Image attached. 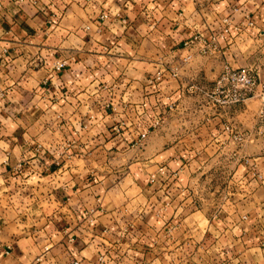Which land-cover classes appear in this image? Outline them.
<instances>
[{
    "label": "crops",
    "instance_id": "crops-1",
    "mask_svg": "<svg viewBox=\"0 0 264 264\" xmlns=\"http://www.w3.org/2000/svg\"><path fill=\"white\" fill-rule=\"evenodd\" d=\"M225 62L264 79V0H0V264H264L259 101L201 105Z\"/></svg>",
    "mask_w": 264,
    "mask_h": 264
},
{
    "label": "built area",
    "instance_id": "built-area-1",
    "mask_svg": "<svg viewBox=\"0 0 264 264\" xmlns=\"http://www.w3.org/2000/svg\"><path fill=\"white\" fill-rule=\"evenodd\" d=\"M108 15L106 12H102L99 16L100 20H106ZM229 18L221 19L220 34L213 36L210 40H206L200 34H194L190 40L184 43V47H195L197 53L201 56H212L219 51L217 42L218 36L229 35V29L232 24L228 20ZM253 23L246 20V26L251 27ZM242 24L234 25L233 30L237 33L240 32ZM191 55L186 56L183 60L187 62L190 60ZM66 66L65 61H56L53 64V71L59 72ZM169 74L173 78L178 77V68H167ZM162 77V73L158 72L155 75V80H159ZM204 96L206 97L208 104L215 109H223L231 106L243 104L250 98H256L259 101V109L257 112L258 133L264 131V79L261 78L258 71L252 68H241L230 65L229 62H225L222 65L219 75L214 80L212 86L208 90H204ZM5 94L0 93V108L3 106V99ZM224 131L231 134L234 141L242 144L246 139L244 134H234L229 126L224 127ZM146 133L139 134L138 140L134 142L135 145L140 146ZM21 167V164H19ZM161 171V169H160ZM152 179H154L152 177ZM102 262V258H99V263ZM73 264H80L75 261Z\"/></svg>",
    "mask_w": 264,
    "mask_h": 264
},
{
    "label": "rangeland",
    "instance_id": "rangeland-1",
    "mask_svg": "<svg viewBox=\"0 0 264 264\" xmlns=\"http://www.w3.org/2000/svg\"><path fill=\"white\" fill-rule=\"evenodd\" d=\"M212 84H213V83H212ZM204 86H205V90H208V89L211 88L212 85H204ZM193 98H194V97H193ZM192 101H193V103H192L191 101H188V105H189L188 107H189L190 109H191V106H192V105H196V103H194L195 101H194V100H192ZM201 105H203L204 108H210L211 110H213V108L210 106V104H208V101H207L206 97H204V101L201 103ZM240 105H241V104H240ZM259 106H260V104H259ZM203 107H202V108H203ZM190 109H188V110H190ZM194 110H195V109L191 110V113H192V114H190L191 118H195ZM201 110H202V109H201ZM161 116H162V115H161ZM185 121L188 122V121H190V119H185ZM181 123H182L181 121H178V122H177V124H179V125H180ZM190 126H193V124H190L189 127H190ZM181 127H182V130H186V127H185V126L182 125ZM178 128H179V132H180V131H181V130H180V126H179ZM192 128L194 129V127H192ZM178 134H180V133H178ZM195 137H196V133H195ZM191 144H192V145L195 144V141H192ZM195 148H200V145H199V147H195ZM186 168H189V166L186 167ZM160 169H161V171H158V173H160V174H164V175H162V176H165V175L174 176V175H176V172H177V171H176V172H169V171H168V168H165L164 166H162ZM179 169H180V168H179ZM206 169H207V168H206ZM207 170L212 171L211 168H210V169H207ZM221 170H222V171H221L222 176H224V177L226 178V175H227V171H226V170H227V169L224 168V169H221ZM209 171H206V173L209 172ZM223 174H224V175H223ZM220 181H221V182H218V183L216 184V186L219 187V186H224V185H226V184L222 183V179H221ZM205 185H206V188H207V187H210V186L212 185V182H211L210 184H209V182H208V183H206ZM206 190H207V189H206ZM222 198H223V196H222ZM199 202H200V203H199L200 205H202V204L204 203V201H202V200H200ZM206 202H207V201H206ZM211 203H212V202L210 201L209 204H211ZM202 206H203V205H202ZM205 207H207V206H205ZM199 218H200V217H199L198 215H195L194 217H192V219H194V220L202 221L201 218H200V219H199ZM243 219H245V217H243ZM263 245H264V244H263ZM213 261H215V260H213ZM194 264H195V263H194Z\"/></svg>",
    "mask_w": 264,
    "mask_h": 264
},
{
    "label": "clouds",
    "instance_id": "clouds-1",
    "mask_svg": "<svg viewBox=\"0 0 264 264\" xmlns=\"http://www.w3.org/2000/svg\"><path fill=\"white\" fill-rule=\"evenodd\" d=\"M0 162H2V161H0ZM0 171H2V169H0ZM0 183H3V181H2V180H0Z\"/></svg>",
    "mask_w": 264,
    "mask_h": 264
}]
</instances>
